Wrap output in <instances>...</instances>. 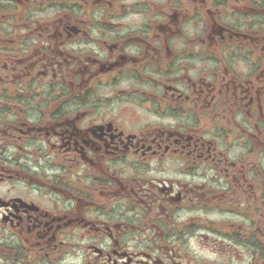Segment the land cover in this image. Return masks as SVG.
Returning a JSON list of instances; mask_svg holds the SVG:
<instances>
[{"label": "flooded vegetation", "instance_id": "flooded-vegetation-1", "mask_svg": "<svg viewBox=\"0 0 264 264\" xmlns=\"http://www.w3.org/2000/svg\"><path fill=\"white\" fill-rule=\"evenodd\" d=\"M0 264H264V0H0Z\"/></svg>", "mask_w": 264, "mask_h": 264}]
</instances>
